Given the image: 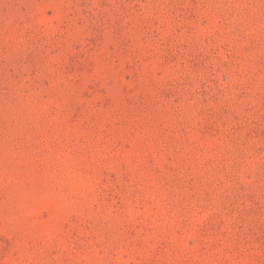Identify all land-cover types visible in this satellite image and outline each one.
Segmentation results:
<instances>
[{
  "label": "rangeland",
  "instance_id": "374dc122",
  "mask_svg": "<svg viewBox=\"0 0 264 264\" xmlns=\"http://www.w3.org/2000/svg\"><path fill=\"white\" fill-rule=\"evenodd\" d=\"M0 264H264V0H0Z\"/></svg>",
  "mask_w": 264,
  "mask_h": 264
}]
</instances>
